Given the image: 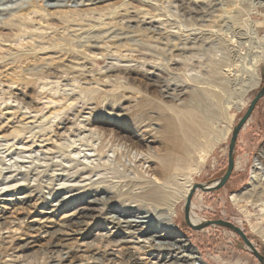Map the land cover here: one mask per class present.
<instances>
[{
	"label": "rangeland",
	"instance_id": "1",
	"mask_svg": "<svg viewBox=\"0 0 264 264\" xmlns=\"http://www.w3.org/2000/svg\"><path fill=\"white\" fill-rule=\"evenodd\" d=\"M246 1L19 0L16 3H8L7 8L11 9L0 11V137H14L12 128L18 124L24 109H29L26 116L29 118L59 113L60 107L65 103V98L61 95L65 83L78 85V88H84L83 90L97 87L94 93L85 98L84 105L77 103L72 109L59 114L60 117L64 115L62 119L68 118L69 122H74L73 116H78L80 123H74L78 127L75 132L79 136L90 133L94 135L95 149L100 158H103L108 149L114 151L112 161L114 160L116 167L120 166V177L125 175L130 178L137 174L138 177L150 179L159 185L163 179L156 172L161 171L158 159L165 153L161 134L166 128L164 120L170 114L160 107L156 90L147 86L148 80L151 79V75H146L151 70L146 66L148 64L156 68L157 75L171 77L172 80L177 77L175 83L182 82L184 91L188 93L187 107L194 108L195 99L199 100V110L205 115L208 136L211 141L215 140L216 145L206 156L200 170L190 179L193 185L215 182L227 169L228 145L233 128L264 86V60L257 66L258 85L246 88L244 84L245 60L256 46L255 39L251 36L252 24L256 25V39H260V44L262 41L264 43V8H250L249 13ZM122 4H125V7L118 8ZM3 7L5 6L0 4V8ZM110 13L113 14L109 15ZM231 16L235 17L236 22L242 23L240 28L236 29L235 25H232L228 19ZM191 29L201 30L211 37L203 36L205 44L198 53L195 52V56L199 54L197 62L194 59L189 66L182 61L176 66L167 65V54L160 51L161 41L159 42L156 36L165 33L164 37L169 43L174 39L170 38L166 31L176 32L184 38L188 33H198L189 32ZM111 30H117L118 36L124 39L108 41L107 34H110ZM206 43L211 45L210 47L213 45L217 53H208L209 45ZM44 47H48L52 52L44 54L40 50ZM213 54L217 57L212 58ZM229 63L235 67L227 68ZM108 68L116 70L107 73ZM162 68L164 72H159L158 69ZM229 68L234 69L233 72H223ZM194 73L196 75H193ZM55 82L59 85L55 86ZM206 82L207 86L213 85L220 89L221 100L200 88ZM75 97L73 95L69 100L72 101ZM48 103H51L49 111L46 106ZM222 103L225 107L229 106L228 109H224ZM17 108L21 111L16 110ZM140 109L144 111V118L140 116ZM103 112L117 116L115 121L113 117L103 115ZM26 122H30V119L24 121ZM30 124H27L28 127H33ZM60 127V121L43 124L40 128L34 127L35 132L44 129L42 139L47 141L41 148L39 140L35 142L34 150L41 154L46 152V156L56 151V145L63 142L61 136L65 131ZM150 128L153 130L149 131ZM28 136V133H24L17 145L21 142L30 145ZM72 136L66 138L72 140ZM263 147L264 96L256 103L251 116L238 134L233 151L234 169L227 183L213 192L197 189L191 199L193 208L190 212L202 223L217 220L232 223L264 257V217L258 219V210L261 209L258 192L250 187L256 157ZM186 171L187 169H173L170 172V180L174 179L170 187L176 188L171 191H180L178 179L183 178L180 175H185L182 173ZM79 180L80 177L77 181ZM70 186L71 183L67 184L53 195L43 187L42 197L26 196L25 199L19 198L31 190L23 188L24 192H21L18 189L0 200V217L5 218L0 230V264H36L46 261L44 252L48 247L49 238L44 237V231L60 223L64 216L75 209L84 207L90 196L91 188L82 192L80 187L71 189ZM233 195L241 199L239 203L234 202ZM11 198L13 200L8 201ZM118 200L116 198L114 204L117 206L120 202V208H129L133 203L138 207L149 203L141 198L135 201L129 193ZM183 205L184 200H179L174 209L176 215L171 216L170 224L181 234L186 245L194 248L205 264H260L239 236L230 230L210 226L196 231L187 226ZM97 233H106L109 236L107 241H114L123 236L121 230L112 229L100 217H92L79 227L76 233L66 237L68 253L63 264H96L90 260V255L121 249L105 246L107 242L99 241L95 236ZM131 240L134 243L142 240L148 242L147 236L141 234H135ZM134 243L131 246H137ZM125 247L126 245H123V248ZM145 247L139 253V258L148 262L152 259V248ZM118 263L119 261L114 259L103 264Z\"/></svg>",
	"mask_w": 264,
	"mask_h": 264
},
{
	"label": "bare ground",
	"instance_id": "2",
	"mask_svg": "<svg viewBox=\"0 0 264 264\" xmlns=\"http://www.w3.org/2000/svg\"><path fill=\"white\" fill-rule=\"evenodd\" d=\"M17 1L19 0H0V4L5 6L0 8V11L4 12L6 9H11V7L7 8V4L14 2L16 3ZM213 4L215 5V3ZM124 5L125 4H122L118 8H124ZM245 5L247 8H249V13H251V10H254L257 7L264 8V0H247ZM238 6L240 5L238 4ZM250 8L252 9L250 10ZM205 12H202V14ZM111 14L113 13H110L109 15ZM228 19L231 21L232 25H235L236 29L241 27L239 25L242 23L236 22L235 17L231 16ZM255 28L256 25L254 23L251 26V36H253V39H255L254 43L256 46L254 47V50L251 52V54H247L248 59L245 60V67H243L246 72V79H244L246 88H251L258 85L259 73L257 71V66L260 61L264 60V43L262 41V44H260V39H256ZM188 31H198V33H188L185 36L186 38L184 36V38H181V35L176 32L166 31L169 33L170 38L174 39L169 43L164 37L165 33H161L160 35L156 36V38L159 39V42L161 41V44L159 43V45L162 46L160 51H163L164 54H167V65L176 66V64H178L180 61L188 65L190 62H193L194 59L197 62L196 58H198L199 54L195 56V52L198 53L200 48L204 46L205 38H203V36H207V33H202L201 30L197 29H191ZM109 33L110 34H107L108 41H119L124 39V37L118 36L119 32L117 30H111ZM84 38L87 39V36ZM206 44L207 46L209 45L208 43ZM210 46L211 45L208 46V49L206 48L207 52L210 51L212 53H217L215 47H213V45L212 47ZM40 50L44 54L52 52L48 47L40 48ZM230 52L232 53V51ZM227 53L229 54V52H226V54ZM220 55L222 56V54ZM214 56L216 55L213 54L212 58ZM243 64L241 65L244 66ZM146 66L151 68V70L146 73V75H151V79L148 80L149 83L147 86L156 90L160 107L170 114L167 116L166 120H164L166 128L161 134L163 135L161 137H163L164 140L163 144L165 147V153L158 159V165L160 166L161 171L157 170L156 172L158 175H160V177H162L161 179H163L162 183L159 185L155 184L150 179L138 177L137 174L135 177L130 178L126 177L125 175H123L124 177H120L119 175L121 172L118 168L119 165L116 167L114 160L112 161L114 151L108 149L107 153L103 154V158H100L95 149L94 135L90 133L88 135L79 136V134L75 132L78 127H76L74 123L79 121L78 116H73L74 122H69L68 118L62 119L65 117L64 115L62 118L60 117L59 114L72 109L77 103H82L84 105V101L86 100L85 98H87L90 93H94V91L97 90V87L95 89L83 90L84 88H78V85L65 83V85H63V90L61 91L63 99L65 98V103L63 107H60L59 113L49 114V112H47L49 115L46 117L43 115H38L29 118L26 117L28 114L27 110L29 109H24V113L21 114V118L18 119V124L12 128L11 133L14 135V137L10 139H4L3 137H0V200L7 196V194L11 191L14 192L20 189L21 192H24L23 188L31 190V192L29 191L28 194H25L19 199H25L26 196H33L37 198L42 197L41 188L43 187L50 190V194L53 195L54 192L57 193L58 189H62L69 183L72 184V186H70L71 189L80 187L82 192H84L85 189L91 188V192H89L90 196H88L84 207L75 209L71 213L64 216L60 223H57L52 228H48L44 231V237L49 238L48 247L44 252L46 255V261L36 264H63L66 259L65 256L68 253V248L65 244L66 237L70 236L72 233H76L77 229L83 226L86 221L92 217H100L102 220L106 221L107 225L111 226L112 229L121 230V235L123 234V236H119L118 239L114 241H107L109 236H107L106 233H97L95 236L98 237L99 241L105 240V242H107L105 246L121 247V249L116 250V252L107 253L105 250L99 254L94 253L89 257L93 263L103 264L105 261L111 262L116 259L119 261L118 264H205L198 257V254L194 248L187 246L186 242L182 240L183 238L181 234L177 232L172 224H170V218L171 216L176 215L174 209L179 200L182 199L185 202L191 188L194 186L190 177L200 170L206 156H208L213 147H215L216 142L215 140L211 141L210 137L208 136V128L206 126V120L204 119L205 115H202L201 111L199 110V108H201L199 100L197 98L195 99L194 108L187 107L186 97L188 93L184 91L182 82L180 81V84H177L175 83V81H177L175 79H178L177 77H175L173 80L170 79L171 77H162L156 74V68L148 64H146ZM228 67L235 66L229 63L227 68ZM230 69L231 68L223 70V72H233L234 69ZM115 70V68H108L106 72L112 73ZM158 70L159 72H164L163 68ZM191 75L192 74H190V76ZM193 75L196 74L194 73ZM224 75L227 76L226 74ZM187 80L190 81L189 79ZM53 84L55 86L59 85L57 82ZM206 84L207 82L205 85ZM205 85L200 86V88L203 91L208 92L211 96L213 95L216 99L221 100V93H219L220 89L214 87L213 85ZM68 86H70V88H67ZM73 95L76 97L70 101L69 97ZM222 104L224 109H228L229 106L225 107L224 103ZM46 106L49 108L47 111H49L51 109V103H48ZM16 107L18 106L16 105ZM140 108H142V106ZM16 110H20V108H17ZM143 112V109H140V116L142 117L144 116ZM103 115L113 117V121H115L117 117L113 114H107L104 112ZM89 116L91 118L92 114ZM27 119H30V122L24 123V121ZM55 121H60V126H62L60 129H65L61 136L63 142L59 145H56V151L52 152L50 156H46V152L41 154L38 150H34L36 147L35 142L38 140L39 148H41L43 143L47 142L42 139L44 136V129L35 132L33 131V128H40L43 124L47 123L53 124ZM28 123H31L30 125L33 127H28ZM151 130L153 129L150 128L149 131ZM24 133L29 134L28 138H30L31 144L28 145L27 142H21L19 145H17V141L22 139ZM69 135H73L72 140L70 138H66L69 137ZM2 142L5 143L2 144ZM77 142L80 144H76ZM255 162L256 163L254 164L255 167L252 171L250 187H252L254 191L258 192V202L260 203L259 206H261V209L258 210V219H263L261 217H264V147L259 151ZM192 166H194L193 169ZM173 169H187L186 172L182 173L185 175L179 174L183 178L178 179V182H180L179 185L181 187L179 188L180 191L177 189L176 192L178 193L171 191L176 190V188H171V182L174 179L171 181L169 178V174ZM57 172L59 174H56ZM79 177L80 180L77 181ZM44 178L45 180L43 181ZM29 180H31V182ZM42 182H44V184H42ZM54 183H56V185ZM106 186L110 187L109 189H112V191H110ZM114 191L115 193H112ZM127 193H129L135 199V201L141 198L145 199L149 203L142 204L143 206L140 207H138V205H134L133 203L129 206V208H127V206L125 208H120L119 202L116 206L114 204L116 198L120 200L121 197L123 198V196H126ZM241 196L242 195L240 194L239 197ZM237 197V195L234 196V202L236 201L239 203L241 199ZM11 200L13 199H8V201ZM254 206L256 207L255 204ZM192 208L193 205L191 204L189 212L192 210ZM192 214L193 213L191 212L189 213V221L191 225L197 226L202 224V221ZM4 221L5 218L0 217V230L3 228ZM135 234L147 236L148 242L142 240L134 243L131 239ZM132 243L137 244V246H131ZM123 245H126V247L123 248ZM144 246L152 248L150 255V258L152 259L148 262L142 261V259L139 258V253L143 251L142 249H144ZM68 264L76 263L69 262Z\"/></svg>",
	"mask_w": 264,
	"mask_h": 264
},
{
	"label": "water",
	"instance_id": "3",
	"mask_svg": "<svg viewBox=\"0 0 264 264\" xmlns=\"http://www.w3.org/2000/svg\"><path fill=\"white\" fill-rule=\"evenodd\" d=\"M263 96H264V86L258 91L255 97L252 99L246 112L244 113V115L238 121L237 125L232 130L229 145H228L227 169L224 175L213 183L205 184V185H201V184L194 185L191 188L184 202V219H185L187 226H189L191 229L196 230V231H200L210 226H217V227H222V228H226L230 230L231 232L239 236V238L242 240L244 245L248 248L251 255L254 256L260 264H264V257L258 253V251L253 247L250 240L246 237V235L238 227L234 226L230 222H226L222 220L206 221L200 225L192 226L189 221V209H190L192 196L197 189L204 191V192H213V191H217L221 189L227 183L234 169L233 151L235 148L236 139L238 137V134L240 130L243 128V126L246 124V122L248 121L249 117L251 116L256 103Z\"/></svg>",
	"mask_w": 264,
	"mask_h": 264
}]
</instances>
